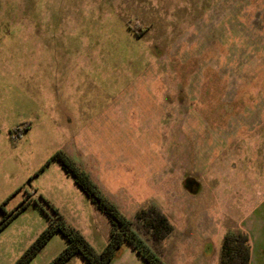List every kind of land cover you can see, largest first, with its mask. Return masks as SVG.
Instances as JSON below:
<instances>
[{
  "label": "rangeland",
  "instance_id": "rangeland-1",
  "mask_svg": "<svg viewBox=\"0 0 264 264\" xmlns=\"http://www.w3.org/2000/svg\"><path fill=\"white\" fill-rule=\"evenodd\" d=\"M57 150L110 200L102 164L125 161L129 176L131 163L165 164L166 264H217L221 228L264 264V0H0V204L32 199L0 230V264L46 226L40 197L105 247L110 221L83 190L57 162L38 173ZM123 193L114 203L131 220L156 196ZM65 244L55 234L28 264ZM138 257L124 243L111 264Z\"/></svg>",
  "mask_w": 264,
  "mask_h": 264
},
{
  "label": "trees",
  "instance_id": "trees-1",
  "mask_svg": "<svg viewBox=\"0 0 264 264\" xmlns=\"http://www.w3.org/2000/svg\"><path fill=\"white\" fill-rule=\"evenodd\" d=\"M51 161L57 162L73 179V182L83 190L84 195L108 218L110 221L108 240L101 252L96 251L82 233L67 222L55 206L40 197L51 214H46V226L13 264H28L57 233L65 237L66 244L47 264H65L76 254H80L88 264H109L119 254L124 243L130 245L145 264H166L162 260L160 244L172 235L174 225L158 207L145 206L139 209L131 220L117 209L115 203L102 193L89 174L72 161L64 151L57 150L51 155L40 167L38 173L42 172ZM9 198L0 204V210L3 212L0 230L32 202L30 196L26 194L17 206L5 212L3 206ZM248 241L247 235L242 231L226 232L220 247L219 264H248L250 260Z\"/></svg>",
  "mask_w": 264,
  "mask_h": 264
},
{
  "label": "crops",
  "instance_id": "crops-1",
  "mask_svg": "<svg viewBox=\"0 0 264 264\" xmlns=\"http://www.w3.org/2000/svg\"><path fill=\"white\" fill-rule=\"evenodd\" d=\"M113 116V114H112ZM116 116V115H115ZM114 116V117H115ZM120 148V147H119ZM120 150V149H119ZM155 165V164H154ZM159 166V169H158ZM111 167V168H110ZM109 168L105 167L104 164L101 165V175L99 176L100 178L104 177L105 178V184H106V192L109 194L108 196L111 198V200L115 203L119 202V199H117V193L120 194L123 193V196L128 197V192L132 193L137 192V195L141 192L142 194L147 190L149 193L152 191V186H154V192L156 196L153 197V202L149 205H154L159 208L163 212V214L170 220L169 214L166 212V210L162 206V202L167 201L168 198H166V193H168V179L166 178V166L164 163H161L159 165H155V169L157 173L152 174L153 171V164L148 165V162H135L131 163V167L137 169L138 171L141 170V172H137L136 175L131 174L129 176V170L127 165V162L120 160H115V162H112ZM111 169V170H110ZM127 169V170H126ZM155 177H154V176ZM90 176V174H89ZM129 176V178H128ZM95 180L96 177L92 176ZM98 178L97 180L100 182H103L104 179ZM102 186V185H101ZM142 187V189H141ZM103 188V186L101 187ZM106 193V194H107ZM160 194L162 195L160 200H157L156 197L157 195ZM115 196V197H113ZM118 196V197H119ZM156 200V201H155ZM117 205V204H116ZM146 205V206H149ZM175 232V227L173 226ZM217 232V231H216ZM214 234L216 241H221L219 244H217V252H218V259H217V264H219V259H220V247L221 243L223 240L224 236V230L221 228L219 232ZM250 248V260L248 264H251L252 262V253L253 250ZM139 258V257H138ZM163 259V258H162ZM115 260V258L112 259V261ZM112 261L109 263L111 264ZM142 261V260H141ZM163 261L166 263V261L163 259ZM144 263V262H143ZM145 264V263H144Z\"/></svg>",
  "mask_w": 264,
  "mask_h": 264
},
{
  "label": "water",
  "instance_id": "water-1",
  "mask_svg": "<svg viewBox=\"0 0 264 264\" xmlns=\"http://www.w3.org/2000/svg\"><path fill=\"white\" fill-rule=\"evenodd\" d=\"M194 181V180H193ZM186 183L188 184L189 183V185L192 187V185H193V183H192V179H187V181H186Z\"/></svg>",
  "mask_w": 264,
  "mask_h": 264
},
{
  "label": "flooded vegetation",
  "instance_id": "flooded-vegetation-1",
  "mask_svg": "<svg viewBox=\"0 0 264 264\" xmlns=\"http://www.w3.org/2000/svg\"><path fill=\"white\" fill-rule=\"evenodd\" d=\"M192 183H193L192 187L195 188L196 185H197L196 182L192 180ZM188 184H189V183H188Z\"/></svg>",
  "mask_w": 264,
  "mask_h": 264
}]
</instances>
